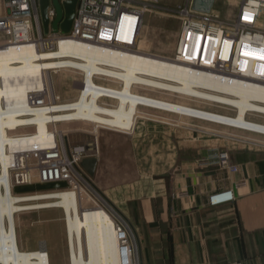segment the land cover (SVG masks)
Masks as SVG:
<instances>
[{"label": "crops", "instance_id": "obj_1", "mask_svg": "<svg viewBox=\"0 0 264 264\" xmlns=\"http://www.w3.org/2000/svg\"><path fill=\"white\" fill-rule=\"evenodd\" d=\"M217 11L223 18L228 13L225 4ZM145 13L138 43L146 39L141 38ZM179 32L180 23L172 55L162 53L155 44L152 53L173 57ZM152 37L156 41L159 34ZM138 92L233 114L183 96ZM137 112L128 129L98 127L90 132L93 137L85 133L79 143L69 145L68 138L67 143L79 147L96 138L98 161L88 183L95 198L108 203L101 202L113 217L128 223L138 245L139 264H264V138L150 106L140 105ZM246 117L264 123V115ZM219 150L229 153L239 167L237 172L214 163ZM229 189L233 200L210 204L212 194ZM84 196H79L82 207ZM79 227L83 248L79 262L121 264L114 219L88 217L79 221Z\"/></svg>", "mask_w": 264, "mask_h": 264}, {"label": "bare ground", "instance_id": "obj_2", "mask_svg": "<svg viewBox=\"0 0 264 264\" xmlns=\"http://www.w3.org/2000/svg\"><path fill=\"white\" fill-rule=\"evenodd\" d=\"M130 29V20L127 18L123 19L119 38L124 41L130 39ZM6 39L7 38H5V40ZM60 39L61 41H59ZM58 41V53L74 59L70 60L68 63L84 70L86 73L85 81L77 83L79 86L78 88L81 89L80 97L75 102L57 103L56 101H59L60 98L55 96L53 92L49 96L48 88L45 85V89H42V91L35 92L34 90L32 94L33 100L31 102V104L35 106H44L43 109H33L30 105L21 103L20 101L12 102L4 94V87L8 80L24 79L28 81L29 76L27 70L33 69V67H38V69L43 68L46 73V78L51 79L50 72L58 67V61L55 60L54 64H52L49 50L51 47H54ZM230 45L228 41L224 43V56H226ZM36 57L40 59H37L38 61L33 63ZM19 62L21 63L15 64ZM95 73H104L121 78L125 82L126 89L123 92H119L95 85L92 77ZM134 82L175 91L184 96L201 97L195 99L189 98L192 101L200 102L201 99H211L213 101L234 105L238 109V115L237 118L233 120L223 114L202 111L205 109L195 106L191 107L201 110L189 107H181V110L191 116L204 117L212 121L243 127L264 134V128L249 125V120L244 118V112L246 115V112L249 110L264 111V106L257 105L253 102V100L264 101V86H255L239 80L198 72L188 65L170 62L163 58L148 54L114 49L68 37L54 38V40L51 41L50 37L45 38L42 35L37 37L36 35L35 37L32 36V39L28 41L2 46L0 47V189H10V191L13 192V196L11 197H5L4 199L0 198V222L2 225L4 218L12 220L14 209H17V206L12 204V200L25 201L29 197L32 199L34 195L39 193H53L54 191L61 190L59 193L64 195V200H60L56 204L64 205V210H66L67 214L70 209L73 210L72 213L75 216V218L67 219L66 223L64 222L68 259L70 260V264H84L81 261L75 260L78 259L79 256H83L79 221L88 217L104 215L84 216L80 211V207L82 209L99 207L108 211L107 207L101 204L103 200L100 197L95 198L93 195L90 201L94 205L91 207H82L80 205L79 207L78 200H76L75 205H73V190L77 191L76 193H78L79 198L81 194L88 197L85 191L87 189L66 187L53 191L16 194L13 191V187L16 181H23L21 185L38 183L34 181V175L39 170L38 166L40 167V162H44V165H46L47 161H43L41 157L40 159L38 158L41 156L40 152L43 150L54 149L53 152L56 153V151H59V154L61 155L62 153L63 155V151L65 150V152H67L70 148V150L72 149L79 155L81 154L80 152L85 150L89 145L90 148L95 147V149L91 151L94 152L92 154H97L98 145L95 137L93 141L87 145L71 147L68 145L67 137L63 134V131L59 132L51 128L57 123L75 121L70 120L75 117L76 119H85L86 121L110 129H128L134 119L132 116L134 105L142 101L158 105V107L154 108L184 115L174 110L178 109L179 106L168 101L150 100L127 91V87ZM51 83L52 82H50V84ZM163 89H158L157 91L168 93ZM172 94L175 95V93ZM182 95L179 94L178 96ZM101 96L117 97L118 102L114 107L104 106L99 101ZM49 97H51L53 101H50ZM200 103L205 104L203 101ZM137 110L138 108L135 111L136 117L138 116ZM19 126L23 129L32 127L33 131L25 132L24 130L19 133L18 137L22 139L20 145L15 149L13 148L11 153H9L6 158H3L5 137L7 136L8 130L13 129L11 131H14ZM60 137L66 139L62 140ZM50 157H55V155H51ZM74 158L78 161L77 156H74ZM3 181H5V183H3ZM88 190L92 193V189ZM47 198H52V194L48 195ZM22 208H33V206H25ZM110 215L113 217L111 213ZM82 216L83 218H81ZM4 230L5 228L2 227L0 232V264H5V259H8V257H11L8 261H10V259L13 260L12 256L16 257V259L13 260L14 264H48L47 256L50 260V255L45 241L41 242V244H44L47 256L41 251L40 246L37 249H21L17 232H15L14 228L10 226L5 234L3 233ZM131 234L133 235L132 231ZM7 248L9 251H7ZM13 261L11 264H13Z\"/></svg>", "mask_w": 264, "mask_h": 264}, {"label": "built area", "instance_id": "obj_3", "mask_svg": "<svg viewBox=\"0 0 264 264\" xmlns=\"http://www.w3.org/2000/svg\"><path fill=\"white\" fill-rule=\"evenodd\" d=\"M62 1L59 0L60 3ZM158 1L78 0L75 18L69 33H51L53 31L50 29L51 34L46 36L43 34L39 0H0V33L7 38L0 44V47L28 41L32 39V36L40 37L42 35L45 38L50 37L51 41L54 38L68 37L114 49L140 52L163 58L137 48L143 14ZM216 2L218 0H187L185 4L176 5L173 12L180 20L177 47L173 57L163 59L188 65L198 72L239 80L255 86H264V22L259 20L264 15V0H224L225 8L229 5L233 6L232 9L226 8L228 13L223 15L224 18L214 8ZM196 8L198 10H195ZM55 15V8L50 1L48 9L50 21H53ZM125 18L131 22L130 39L127 41L119 38L121 23ZM227 41L231 45L224 56L223 46ZM175 95L179 94L175 93ZM201 101L216 108L233 111V114L205 109L207 112L223 114L231 120L237 118L238 109L234 105L211 99H201ZM253 102L264 106V101L253 100ZM249 113L264 115V111L259 110H249L246 115ZM188 117L193 118L194 116ZM246 119L249 120V125L264 128V123L250 120L247 117ZM200 120L264 135L259 131L226 125L209 119ZM94 149L95 147L90 148L88 145L79 155L70 148L66 149L67 152L64 150L63 155L62 153L60 155L59 151L53 152L54 149L43 150L38 158H43V161L47 160L46 165L44 162H40L39 170L34 175V181L38 183L66 181L67 188L92 189L88 183V175L80 167L79 162L83 157L94 155L92 154L94 152H91ZM51 155H55V157H50ZM74 156L78 157V161ZM214 157V163L219 168L231 172L239 170L238 165L231 162L230 155L226 150L217 151ZM22 182L16 181L15 185H21ZM87 190H85L86 194L91 198L93 194ZM233 198V191L229 189L212 194L209 197V202L211 205H216L231 201ZM114 220L119 236L121 264H138V245L135 237L131 234L128 223L117 215ZM229 264L245 263L233 262Z\"/></svg>", "mask_w": 264, "mask_h": 264}, {"label": "rangeland", "instance_id": "obj_4", "mask_svg": "<svg viewBox=\"0 0 264 264\" xmlns=\"http://www.w3.org/2000/svg\"><path fill=\"white\" fill-rule=\"evenodd\" d=\"M186 1L187 0H161L158 1L157 4L150 6L149 10L144 15L143 26L141 29V38H146V39H143V41L142 39H140V42L138 43V47L140 46L138 49L140 51L152 53L153 50H151V48L155 44L156 46H159V49L162 53L166 55L173 54L177 40V35H178L179 23H180V21L175 17L176 14H174L173 9H175L177 4H185ZM223 1L224 0H218V2L215 3L214 8L216 9V11L220 9L222 5L224 6ZM230 1H234V0H230ZM232 7H233L232 5L226 6L227 9L229 8L232 9ZM153 9H157V10L155 11V13L150 14L149 12ZM195 10L198 9L196 8ZM173 15L175 16L173 17ZM259 20L264 22V15H262L259 18ZM153 33L159 34V38L156 39V41L152 37ZM4 39L5 36L2 33H0V42H2ZM59 41H61V39ZM59 41L54 47H51L49 50V56L50 59H52V64H54L55 60L58 61V67H56L53 71L50 72L51 79L46 78V73L43 68L38 69V67L37 68L33 67V69L27 70L29 76L28 81L24 79H10L6 82L4 87V94L12 102L20 101L21 103L30 105V107L33 109L35 108L43 109L44 106H35L32 105L31 102L33 100L32 94L34 93V90L35 92L42 91V89H45L44 88L45 85L48 88L47 90L49 96L53 92L55 93V96H58L60 98L59 101H56L57 103L75 102L80 97L81 89L78 88L79 86L77 85V83H82L85 81L86 73L84 70L79 69L68 63L70 60H74V59L67 56H63L60 53H58ZM37 59L40 58L36 57L35 60H33V63H36V61H38ZM75 60L79 61L78 59ZM20 63L21 62L15 64H20ZM92 77L95 85L103 86L113 91H119V92H123L126 89L124 80H122L119 77L104 73H95L92 75ZM50 82L52 83L50 84ZM158 89H163V88L144 85L138 82L131 83L130 86L127 87V91L140 95L144 98L150 100H159L162 102L168 101L172 104H175L179 106V108L174 110H177L186 116H191V115L184 113L181 110V107L182 108L189 107V108L197 109L191 107V105L169 101L163 98H157L146 94H141L138 92L143 90L157 91ZM163 90H165L169 94L178 93L167 89H163ZM178 94L182 95L181 93ZM182 96L187 99L201 98L195 96H184V95ZM49 99L50 101H53L51 97H49ZM99 101L104 106L114 107L118 102V98L110 97V96H101ZM140 105L158 107V105H155L154 103H148L146 101L135 103L133 115H132L134 118L133 121H135L136 119L135 111ZM197 110H201V109H197ZM170 115H176V114L170 113ZM180 117L185 118L184 116H180ZM194 117L198 119H207L199 116H194ZM244 118L246 119L245 112H244ZM70 120H75V121L65 120L66 122H60L55 124L54 126L50 125L52 126L51 128L53 130L59 132L63 131V134L65 136L66 135L68 136L66 137L68 138L69 145L79 143L83 138V134L85 133L88 134V136L90 135L91 137H93V135L90 132L91 131L95 132L98 127H102L92 122L86 121L85 119H76L74 117V119H70ZM214 126H216L217 128L219 127L228 128L226 126H222L218 124H214ZM69 129H73L72 132H70ZM229 129L241 131L244 132L245 134H251V136L264 138V135L261 134H255L234 128H229ZM11 130H8L7 136L5 137V145L2 155L3 158H6L8 154L11 153L13 148L15 149L20 145L22 139L21 137H18L19 133H21L24 130L25 132H31L33 131V128L29 127L23 129L22 127L19 126L14 131ZM60 139L65 140L66 138L60 137ZM92 141L93 139L91 140V142ZM3 183H5V181H3ZM60 191H54L53 193L51 192L39 193L37 195H34L32 199L31 197L28 196L29 198L27 197L28 199L25 201H19V200L15 201V199L14 201L12 200V204L17 206V209H14L12 220H8L7 218H4V220L2 221L3 225L0 222V232L3 227L5 228L4 232L2 231L4 234L7 232L10 226L14 228L15 232H17L18 242L21 249L24 250L37 249L40 246L41 251H43L44 254L47 256L44 244H41V242L45 241L47 245V249L49 250V255L51 260L50 262L47 256L48 264H70V260L68 259L67 242L65 236V223L67 219L75 218V216L72 213L73 210L70 209L67 214L66 210H64V205L56 204L60 200H64V195H62V193H59ZM76 192H77L76 190H73V194H74L73 205H75L76 200H78V206L80 207L78 193ZM12 194L13 192L10 191V189H0L1 199H4L5 197H11L13 196ZM51 194H52V198L48 199L47 196ZM89 200L90 198L88 197L86 198L84 196V199L82 200L83 207H89V206L91 207L92 205H94ZM31 205L33 206V208H22ZM70 205L73 206L72 204ZM80 211L84 216L103 214L105 217H110L113 219V217L110 215L108 211L99 207L86 208V209H82L80 207ZM81 218H83V216ZM7 251H9L8 248ZM5 260L8 261L9 259H5ZM75 260L78 261V259ZM153 260L154 262L157 261L156 259Z\"/></svg>", "mask_w": 264, "mask_h": 264}, {"label": "water", "instance_id": "obj_5", "mask_svg": "<svg viewBox=\"0 0 264 264\" xmlns=\"http://www.w3.org/2000/svg\"><path fill=\"white\" fill-rule=\"evenodd\" d=\"M50 1L52 2L56 12L53 21H50V18L48 16ZM77 2L78 0H63L61 3L59 2V0H39V9L44 34L48 35L50 33V29H52L54 33H69L73 24V20L75 18ZM97 161V156L91 155L83 157L79 162V165L86 172L88 177L92 178L95 174ZM67 186L68 185L66 181H52L34 184L31 183L25 185H15L13 187V191L16 194H26L33 192L64 189Z\"/></svg>", "mask_w": 264, "mask_h": 264}]
</instances>
